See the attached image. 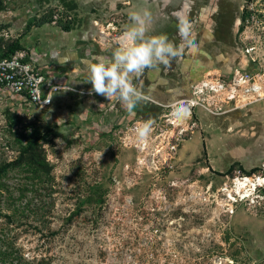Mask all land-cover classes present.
<instances>
[{
    "label": "rangeland",
    "instance_id": "obj_1",
    "mask_svg": "<svg viewBox=\"0 0 264 264\" xmlns=\"http://www.w3.org/2000/svg\"><path fill=\"white\" fill-rule=\"evenodd\" d=\"M170 1L0 0V55L19 41L24 50L15 55L69 87L40 108L0 86V264H264V251L238 226L242 215L264 219V188L241 199L234 179L247 174H216L202 150L203 118L216 114L197 108L195 120L170 126L175 136L184 131L171 157L158 154L160 141L142 152L126 140L137 122L169 115L173 103L190 98V84L227 71H210L201 50L186 47L168 65L130 75L143 97L132 114L88 83L86 62H112L130 11L148 8L146 36L174 43ZM239 13L235 68L257 65L264 73V0H241ZM45 14L51 22L37 27ZM68 23L70 32L63 29ZM147 70H157L160 89L151 88ZM160 91L165 98L152 99ZM223 105L222 112L233 111ZM34 131L43 137L39 163L2 172L30 157L20 133Z\"/></svg>",
    "mask_w": 264,
    "mask_h": 264
},
{
    "label": "built area",
    "instance_id": "obj_2",
    "mask_svg": "<svg viewBox=\"0 0 264 264\" xmlns=\"http://www.w3.org/2000/svg\"><path fill=\"white\" fill-rule=\"evenodd\" d=\"M23 60L22 57L14 55L11 59L0 61V86L9 89L15 95L37 107L47 108L52 106L54 95L69 89L66 81L47 78L40 69ZM252 60L254 61V58ZM247 67L235 68L211 78H209V74L198 84H194L190 98L181 100L186 103L191 102V117L189 120H195L197 108H205L212 114H218V112L212 110L217 109L222 112L223 104L233 105V110L247 108L252 105L264 107V73L260 72L257 65L251 70ZM151 121L153 122L152 132L146 143H139L134 131L141 122L134 125L131 130L134 138H127L126 140H129L127 143L132 144L133 141H136L135 146L145 152L151 142L160 141L162 142L161 148L156 149L158 154L162 158L171 157L172 152L178 149L179 143L184 141V131L179 133L178 136L174 135V131H170V126H176V123L170 119V114L159 116ZM193 125L195 126L196 122ZM163 142L166 143V146H163ZM248 177L250 176L244 175L242 179L247 180ZM237 179V177L234 179V183ZM262 197L264 198V195Z\"/></svg>",
    "mask_w": 264,
    "mask_h": 264
},
{
    "label": "clouds",
    "instance_id": "obj_3",
    "mask_svg": "<svg viewBox=\"0 0 264 264\" xmlns=\"http://www.w3.org/2000/svg\"><path fill=\"white\" fill-rule=\"evenodd\" d=\"M151 15L148 8L130 11L131 23L119 37L120 45L113 54L112 62H86L91 91L110 101L117 97L130 114L136 103L143 98L130 80V75L139 74L145 68L154 67L156 64L168 65L171 59L182 55L186 47H197L191 38L192 23L183 9L173 13L177 18V33L180 37L178 45L170 42L167 35L146 36ZM190 117L191 102L177 101L172 104L170 119L174 123L182 124ZM152 127L151 120L138 124L134 131L139 143L147 142Z\"/></svg>",
    "mask_w": 264,
    "mask_h": 264
},
{
    "label": "crops",
    "instance_id": "obj_4",
    "mask_svg": "<svg viewBox=\"0 0 264 264\" xmlns=\"http://www.w3.org/2000/svg\"><path fill=\"white\" fill-rule=\"evenodd\" d=\"M145 77L153 82L151 88L160 89L163 79L154 84L158 77L157 70H147ZM198 81L190 84V86ZM176 88L178 87L175 86V90ZM179 91L182 90L179 89ZM160 93L159 96L150 95L152 99L157 97L159 101H162L165 94L162 91ZM179 95L186 96L185 93ZM201 135L202 150L209 167L216 174H226L234 163H239L244 171H252L251 175L259 174L264 179L263 106L256 105L245 110H233L219 117L203 118ZM196 142L199 145V141ZM238 222V226L247 227L246 233L249 235L248 238L252 239L254 246L258 244L260 249L264 251V219H257L246 214L242 215Z\"/></svg>",
    "mask_w": 264,
    "mask_h": 264
},
{
    "label": "flooded vegetation",
    "instance_id": "obj_5",
    "mask_svg": "<svg viewBox=\"0 0 264 264\" xmlns=\"http://www.w3.org/2000/svg\"><path fill=\"white\" fill-rule=\"evenodd\" d=\"M240 2L241 0H171L167 31L174 44H179L177 18L173 13L183 9L192 23L191 38L195 41L197 50L200 49L203 53L205 67L210 71L211 69L231 71L237 65L230 55L237 48L236 40L241 24ZM225 113L216 115L221 116ZM233 167L242 166L234 163L230 168ZM210 169L213 171L211 167ZM234 242L236 240L232 241L233 244Z\"/></svg>",
    "mask_w": 264,
    "mask_h": 264
},
{
    "label": "trees",
    "instance_id": "obj_6",
    "mask_svg": "<svg viewBox=\"0 0 264 264\" xmlns=\"http://www.w3.org/2000/svg\"><path fill=\"white\" fill-rule=\"evenodd\" d=\"M49 14L48 15L45 14L42 17H40V19H38L35 23L36 26L41 27V26L51 22V20H50L51 15H49ZM63 29L67 32H70L72 30V25L70 23H68L63 27ZM20 50H24L23 45L19 41L14 42L12 45L9 46L8 51L4 55H0V61L2 59H11L12 56H14ZM23 61L28 62V59H24ZM158 115L159 114H157V115L154 114V117H157ZM20 136L28 143L26 151H27V153L30 154V157L26 158L22 155L18 160L4 165L2 167V172H6L8 170V168H10V167H20V166L27 164V163L28 164H35L37 162L39 163L38 156L42 155V153H43L42 144L40 142L43 139V137L39 136L36 131L32 132L30 135H27L24 132H22V133H20ZM235 169H236V167L230 168V170L226 174H219V175L220 176L229 175ZM240 169H241V167H240ZM243 172L245 174H247L248 176H250L252 174V171L251 172L243 171Z\"/></svg>",
    "mask_w": 264,
    "mask_h": 264
},
{
    "label": "bare ground",
    "instance_id": "obj_7",
    "mask_svg": "<svg viewBox=\"0 0 264 264\" xmlns=\"http://www.w3.org/2000/svg\"><path fill=\"white\" fill-rule=\"evenodd\" d=\"M237 187L236 192L241 199L251 198L255 195L259 187L264 186V179L262 177H248L247 180L238 178L236 181ZM235 185V184H234ZM231 201L235 200L230 192Z\"/></svg>",
    "mask_w": 264,
    "mask_h": 264
},
{
    "label": "water",
    "instance_id": "obj_8",
    "mask_svg": "<svg viewBox=\"0 0 264 264\" xmlns=\"http://www.w3.org/2000/svg\"><path fill=\"white\" fill-rule=\"evenodd\" d=\"M214 116H216V115H214Z\"/></svg>",
    "mask_w": 264,
    "mask_h": 264
}]
</instances>
